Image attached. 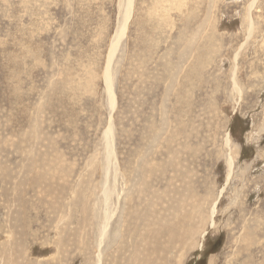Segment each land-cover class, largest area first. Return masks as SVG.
Wrapping results in <instances>:
<instances>
[{
	"label": "rangeland",
	"instance_id": "rangeland-1",
	"mask_svg": "<svg viewBox=\"0 0 264 264\" xmlns=\"http://www.w3.org/2000/svg\"><path fill=\"white\" fill-rule=\"evenodd\" d=\"M120 1L0 0V264H264V0Z\"/></svg>",
	"mask_w": 264,
	"mask_h": 264
},
{
	"label": "bare ground",
	"instance_id": "bare-ground-1",
	"mask_svg": "<svg viewBox=\"0 0 264 264\" xmlns=\"http://www.w3.org/2000/svg\"><path fill=\"white\" fill-rule=\"evenodd\" d=\"M122 1V0H121ZM120 1V2H121ZM172 1V0H171ZM170 1V2H171ZM178 1V0H177ZM182 2H183V0H181ZM175 2V1H174ZM256 2V0H253L249 5H248V8L251 10L252 9V7H253V5H254V3ZM123 5H125V7H124V12H125V15H126V18L124 19L125 21H128V18H129V16H130V13H131V6H132V0H126V4H124V2H121ZM122 5V6H123ZM171 4H169L168 3V7L170 8V7H173L172 5L170 6ZM121 6V5H120ZM171 12V11H170ZM251 15V14H250ZM248 16V15H247ZM123 17V16H122ZM169 17V16H168ZM248 17H250V16H248ZM166 18V17H165ZM121 21V23L122 22H124L125 23V21ZM248 24H249V26L248 27H250L249 29H250V31H251V28L252 27H254L253 26V24L251 23V19H249L248 20ZM249 31V30H248ZM124 32H125V28H124V26H123V24L120 26V24H119V26H118V30H117V32H116V34H115V36H114V38H113V41L111 42L113 45L112 46H118L117 45V43L122 39V37H123V35H124ZM250 35V34H249ZM249 37V36H248ZM247 40V39H246ZM195 47V46H194ZM115 50H116V47H115ZM112 51H114V50H112ZM211 52V51H210ZM235 56H237V54L235 55ZM110 57V56H109ZM238 57V56H237ZM108 58V57H107ZM255 60V59H254ZM234 61H236V60H234ZM110 63V62H109ZM109 63H108V65H109ZM235 63V62H234ZM186 65V64H185ZM236 66H237V64H236ZM236 66H234V67H236ZM238 67V66H237ZM236 76V75H235ZM69 78V77H68ZM233 79V78H232ZM110 76H109V72H107V74H106V85H108V92H109V95L108 96H110V100H111V108H113L114 107V103H115V98H114V95L112 94L113 92L110 90ZM235 80V79H234ZM66 81V80H65ZM236 81V80H235ZM236 83V82H235ZM69 84V83H68ZM88 86V85H87ZM86 86V87H87ZM74 87V86H73ZM234 90H236L237 92H239V89L236 87V84H234ZM182 127V126H181ZM184 127V126H183ZM179 130H181V129H179ZM179 134V133H178ZM178 134H177V136H178ZM105 135V141L107 142V144L109 145V142L111 141V139H113L112 138V134H111V131H109L107 134L105 133L104 134ZM111 138V139H110ZM229 137H228V139H227V142H229ZM103 140V139H102ZM113 142V141H112ZM186 143V142H185ZM105 144V143H104ZM112 146H113V143H112ZM182 150V149H181ZM180 150V151H181ZM195 150H193V153H196V152H194ZM106 152V151H105ZM111 152V151H110ZM106 154V153H105ZM195 155V154H194ZM108 156V155H107ZM174 158V157H173ZM110 159V158H109ZM232 160L233 159H229L228 160V168H229V175L228 176H230L231 175V173H232V171H233V168H232ZM172 161V160H171ZM173 162V161H172ZM112 165V164H111ZM227 178H229V177H227ZM143 193V192H142ZM141 193V194H142ZM111 194H112V191L109 189V193H107L106 191H105V189H104V191H103V196H104V206H105V208L107 209L106 211H105V215H104V217H105V220H106V225H104V228H102L103 229V231H105V230H107V226H108V223H109V220H110V206H109V204L107 203V201L108 200H110V196H111ZM111 205V204H110ZM213 213H214V208L212 209V215H213ZM130 217V216H129ZM163 217V216H162ZM99 218V217H98ZM144 220V219H143ZM143 220H142V222H143ZM132 219H131V223H132ZM179 221V220H178ZM169 222V221H168ZM173 222V221H172ZM213 222V221H212ZM103 223V222H102ZM135 223V222H134ZM137 224V223H136ZM143 224V223H142ZM102 226H103V224H101ZM123 225V224H122ZM101 226V227H102ZM132 226V225H131ZM130 226V227H131ZM134 226V225H133ZM140 226H142L141 225V223H140ZM129 227V228H130ZM122 228V227H121ZM128 228V229H129ZM132 228H134V227H132ZM136 228V227H135ZM169 228V227H168ZM189 228V227H188ZM144 229V228H143ZM162 229H164V228H162ZM126 230V229H125ZM142 230V229H141ZM106 232V231H105ZM117 232H119V231H117ZM181 233V232H180ZM104 234V232H102V235ZM122 234V233H121ZM100 235V234H99ZM116 235V234H115ZM172 235V234H171ZM170 236V235H169ZM120 238V237H119ZM183 238H184V236H183ZM169 240V239H168ZM102 242L103 241H101L100 243L102 244ZM100 246V245H99ZM99 254V253H98ZM100 256L101 255H98L97 257H98V262H97V264H99V262H100Z\"/></svg>",
	"mask_w": 264,
	"mask_h": 264
}]
</instances>
